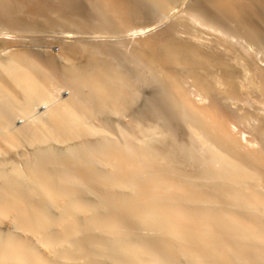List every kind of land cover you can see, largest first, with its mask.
Returning <instances> with one entry per match:
<instances>
[{"label": "bare ground", "instance_id": "1", "mask_svg": "<svg viewBox=\"0 0 264 264\" xmlns=\"http://www.w3.org/2000/svg\"><path fill=\"white\" fill-rule=\"evenodd\" d=\"M1 27L0 264H264V0H0Z\"/></svg>", "mask_w": 264, "mask_h": 264}, {"label": "rangeland", "instance_id": "2", "mask_svg": "<svg viewBox=\"0 0 264 264\" xmlns=\"http://www.w3.org/2000/svg\"><path fill=\"white\" fill-rule=\"evenodd\" d=\"M8 31V32H7ZM21 34V30H19ZM11 34L14 35L15 33L9 32L8 28L1 27L0 28V37L4 36L5 34ZM42 33V34H41ZM49 33V34H48ZM26 36H28L27 39H30L29 46L30 50H33L34 53L42 54V55H48L52 54L53 52L57 51L60 47L59 43L55 40V34H51V32H38V33H24ZM36 34V35H34ZM40 34V35H39ZM2 35V36H1ZM31 35V36H29ZM33 35V36H32ZM42 35V36H41ZM44 35V36H43ZM55 35V36H54ZM60 35V34H58ZM7 36V35H5ZM41 37V38H40ZM109 38H114L113 35H109ZM36 40V41H35ZM53 40V41H51ZM50 43H49V42ZM31 43V44H30ZM45 43V44H44ZM52 43V44H51ZM47 44V45H46ZM50 44V45H49ZM57 45V46H56ZM34 47V48H33ZM38 47V48H37ZM47 47V48H46ZM49 49V50H48ZM44 50V51H43ZM47 50V51H46ZM263 53V54H262ZM260 58L264 59V49L259 53ZM263 55V56H262Z\"/></svg>", "mask_w": 264, "mask_h": 264}]
</instances>
